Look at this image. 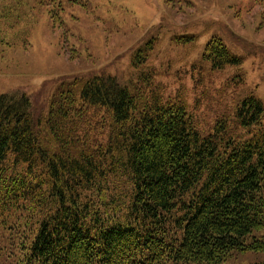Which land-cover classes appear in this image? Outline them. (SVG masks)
<instances>
[{"label": "trees", "instance_id": "1", "mask_svg": "<svg viewBox=\"0 0 264 264\" xmlns=\"http://www.w3.org/2000/svg\"><path fill=\"white\" fill-rule=\"evenodd\" d=\"M197 102L144 67L60 79L37 116L0 93V264H264V101Z\"/></svg>", "mask_w": 264, "mask_h": 264}, {"label": "rangeland", "instance_id": "2", "mask_svg": "<svg viewBox=\"0 0 264 264\" xmlns=\"http://www.w3.org/2000/svg\"><path fill=\"white\" fill-rule=\"evenodd\" d=\"M48 1L0 0V93H25L36 116L60 79L109 74L127 83L141 67L189 104L220 100L232 109L250 92L264 101V0H63L58 16L62 0ZM213 37L241 64L213 69L204 59Z\"/></svg>", "mask_w": 264, "mask_h": 264}]
</instances>
